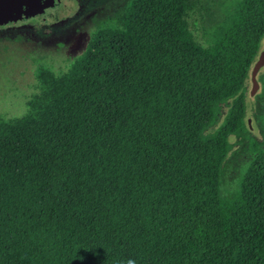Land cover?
Returning a JSON list of instances; mask_svg holds the SVG:
<instances>
[{"label": "trees", "instance_id": "obj_1", "mask_svg": "<svg viewBox=\"0 0 264 264\" xmlns=\"http://www.w3.org/2000/svg\"><path fill=\"white\" fill-rule=\"evenodd\" d=\"M263 32L264 0H133L41 65L0 117V264H264V150L228 187L240 99L217 119Z\"/></svg>", "mask_w": 264, "mask_h": 264}, {"label": "rangeland", "instance_id": "obj_2", "mask_svg": "<svg viewBox=\"0 0 264 264\" xmlns=\"http://www.w3.org/2000/svg\"><path fill=\"white\" fill-rule=\"evenodd\" d=\"M120 8L96 6L89 12L81 8L70 16L76 20L69 27L64 24L57 30H52L50 22L34 30L11 25L0 28V117H22L30 99L41 91L37 76L40 66L44 64L59 74L67 71L98 27L116 22ZM216 17L217 10L212 15L204 13L197 27L192 26L200 41L204 42ZM231 176L232 173L224 180L228 187Z\"/></svg>", "mask_w": 264, "mask_h": 264}, {"label": "flooded vegetation", "instance_id": "obj_3", "mask_svg": "<svg viewBox=\"0 0 264 264\" xmlns=\"http://www.w3.org/2000/svg\"><path fill=\"white\" fill-rule=\"evenodd\" d=\"M76 4L60 3L45 11V21L28 27L29 19L17 27L28 30L45 22H50L52 30L62 28L64 24L70 26L75 18H70L78 10L81 11L94 9L96 6H127L133 0H76ZM69 6H79L75 11L69 9ZM14 26V25H11ZM16 27V26H14ZM261 53L258 70L249 75V69L254 60ZM240 99V105L243 110L242 125L234 130L229 136L231 153L228 158L232 178L235 179L240 172L242 164L264 150V32L259 38L257 50L247 70V75L243 81L242 87L235 97L219 104L218 120L223 122L232 108L235 100Z\"/></svg>", "mask_w": 264, "mask_h": 264}, {"label": "water", "instance_id": "obj_4", "mask_svg": "<svg viewBox=\"0 0 264 264\" xmlns=\"http://www.w3.org/2000/svg\"><path fill=\"white\" fill-rule=\"evenodd\" d=\"M68 3L76 4V0H0V27L9 25L18 26L29 19L28 27L33 28L35 25L45 21V11L54 7L56 4ZM79 6H69V9L75 11ZM253 61L249 75H253L258 70L259 59ZM214 126H217L215 124Z\"/></svg>", "mask_w": 264, "mask_h": 264}, {"label": "clouds", "instance_id": "obj_5", "mask_svg": "<svg viewBox=\"0 0 264 264\" xmlns=\"http://www.w3.org/2000/svg\"><path fill=\"white\" fill-rule=\"evenodd\" d=\"M128 264H134V261L129 260Z\"/></svg>", "mask_w": 264, "mask_h": 264}]
</instances>
